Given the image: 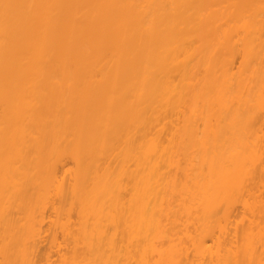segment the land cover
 <instances>
[{
  "label": "bare ground",
  "instance_id": "1",
  "mask_svg": "<svg viewBox=\"0 0 264 264\" xmlns=\"http://www.w3.org/2000/svg\"><path fill=\"white\" fill-rule=\"evenodd\" d=\"M0 264H264V0H0Z\"/></svg>",
  "mask_w": 264,
  "mask_h": 264
}]
</instances>
